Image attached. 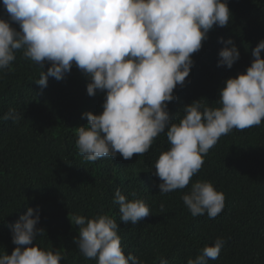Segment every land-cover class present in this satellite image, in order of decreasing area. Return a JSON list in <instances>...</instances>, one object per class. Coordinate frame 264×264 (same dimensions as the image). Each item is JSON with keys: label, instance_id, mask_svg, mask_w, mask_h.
<instances>
[{"label": "clouds", "instance_id": "clouds-1", "mask_svg": "<svg viewBox=\"0 0 264 264\" xmlns=\"http://www.w3.org/2000/svg\"><path fill=\"white\" fill-rule=\"evenodd\" d=\"M7 18L0 17V70L10 69L17 51L42 71L35 82L44 88L48 78L62 80L73 65L86 77L89 96L104 93L102 111H86L87 124L77 127L76 146L89 162L119 153L125 160L147 153L166 131L170 147L154 163L159 193L186 188L199 172L203 157L233 129L243 131L264 121V39L252 50L245 72L225 80L219 89L218 107L200 100L184 105L183 116L173 122L168 102L174 89L185 84L214 27H227L231 11L227 0H2ZM19 25V29L13 25ZM217 66L232 68L240 53L231 38H221ZM50 66L44 70L45 64ZM19 118L14 109L4 120ZM135 197V193H132ZM193 217L215 219L225 197L210 181L197 180L182 195ZM114 203L120 220L136 224L151 214L142 199L129 200L119 188ZM78 226L75 244L96 264H145L121 247L116 220L107 214L71 215ZM38 209L28 207L11 225V254H0V264H61L59 249H44L36 237ZM224 241L205 245L187 264H208L219 257ZM159 264H168L161 257Z\"/></svg>", "mask_w": 264, "mask_h": 264}, {"label": "trees", "instance_id": "trees-1", "mask_svg": "<svg viewBox=\"0 0 264 264\" xmlns=\"http://www.w3.org/2000/svg\"><path fill=\"white\" fill-rule=\"evenodd\" d=\"M227 3L232 14L229 25L209 31L192 56L185 84L174 89L176 99L168 102L173 122L193 100L218 107L225 80L246 71L252 50L264 39V0ZM0 17L7 18L2 0ZM221 38H231L240 53L230 69L217 66L224 47ZM15 57L10 69L0 70V254H11L15 247L11 225L32 207L39 211L37 227L45 230L34 243L59 249L64 254L61 264H96L77 248L78 226L69 217L97 214L116 220L125 255L131 253L145 264H159L161 257L168 264H187L217 238L224 241L223 247L218 259L208 264H264V121L221 136L186 188L161 194L154 163L170 147L166 131L143 155L125 160L118 153L113 159L89 162L78 151L76 131L87 124L82 113L103 110L104 93L89 96L87 79L75 65L62 80L49 77L41 88L35 80L42 69L22 51ZM49 66L46 63L44 70ZM10 108L19 116L15 122L3 119ZM197 180L210 181L225 197L215 219L206 213L193 217L181 199ZM117 188L129 200L142 199L151 214L136 224L123 223L114 203Z\"/></svg>", "mask_w": 264, "mask_h": 264}]
</instances>
